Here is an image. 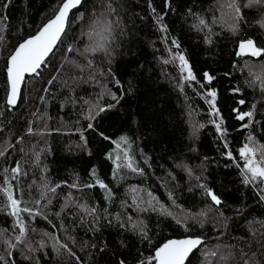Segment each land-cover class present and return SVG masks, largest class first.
Segmentation results:
<instances>
[{"label":"snow or ice","instance_id":"snow-or-ice-1","mask_svg":"<svg viewBox=\"0 0 264 264\" xmlns=\"http://www.w3.org/2000/svg\"><path fill=\"white\" fill-rule=\"evenodd\" d=\"M12 2L0 3V59L5 74L4 100L0 103V133L5 135L0 138V157L8 165L0 169V214L4 216V226L0 227V264H96V255L109 250L107 241L102 246L93 242L96 234L105 230L117 233L112 248L117 259L112 264H264V143L257 139L254 119L259 108L264 107V0H214L207 9L193 4L183 12L188 33L195 34V43L202 44L209 54L227 33L238 38L235 56L247 57L242 65L234 61L232 70L224 72L226 77L235 72L244 76L242 82L230 89L233 96L247 89H259L261 97L251 105L245 98L236 99L237 107L230 108L235 120L243 122L240 128L247 131L244 143L237 149L238 157L233 154L226 120L217 106L218 91L210 87L217 77L210 71H194L181 38L173 35L165 22L169 13L179 12V6L173 7L176 0H162L164 10L159 12L154 0H146V14L129 11L136 7L133 0H54L47 18L34 33L29 25V34L23 36L21 24L15 37L10 35L8 16ZM253 11L257 19L249 23ZM149 19L160 34L166 54V58L161 56L157 60L162 68H175L177 75L171 79L185 95L191 142L188 152H198L195 144L206 127L197 119L199 107L187 96L186 89L191 87L194 97L207 104V123L214 128L217 151L229 162L225 167L237 170L239 184L246 190L238 203H229L209 182L207 156L197 165L189 160L198 156L173 158V167L164 175L155 176L136 160L129 136L112 139L100 127L103 115L135 94L134 81L125 82L113 66L126 42ZM57 57L56 74L42 85L43 94L38 90L39 104L21 116L20 102L32 98L35 84L45 79L43 69L51 68ZM25 89L29 91L27 97ZM55 103L60 111L70 106L76 120L68 122L61 116L59 126L52 129L49 107ZM21 119L25 125L17 128L15 121ZM81 121L86 127L81 126ZM72 127L79 133L80 148L88 144V130L115 145L106 154L112 164L110 180L106 182L96 167L90 170L86 182H81L78 174L71 183L49 177L43 163L51 153L48 137L53 131L59 133ZM261 134L264 135V125ZM149 160L145 157L144 162L151 169ZM177 169L188 177L186 192L193 200L199 197L200 206L186 207L180 202L184 192L178 191L182 186L175 182L183 177ZM29 174L33 179L25 188L21 180ZM64 188L68 189L66 193ZM160 189L162 194H158ZM248 193L252 204L247 202ZM253 208L259 209V213L252 214ZM164 222L174 231H182L178 236L156 241ZM41 223L44 227H37ZM89 234L90 238L85 239ZM129 235L138 245H146V250L137 247L133 256L125 239ZM121 249L128 250V256Z\"/></svg>","mask_w":264,"mask_h":264},{"label":"trees","instance_id":"trees-1","mask_svg":"<svg viewBox=\"0 0 264 264\" xmlns=\"http://www.w3.org/2000/svg\"><path fill=\"white\" fill-rule=\"evenodd\" d=\"M4 0H0L3 3ZM54 3V0H13L12 6L8 11V16L11 20L12 37L21 24H23V36L29 34V25L31 31L34 33L40 22L47 18L49 8ZM214 3V0H176L173 7L179 6L178 13H169L166 18V23L170 25L173 35L181 38L182 46L188 50V55L191 63L194 65V71L202 74L203 71H210V73L217 77L210 87L218 91V104L222 115L226 120V127L230 133L228 139L231 142L234 156L238 157L237 149L244 143V137L247 131L240 128L243 122L235 120V113L230 112V108L237 107L234 100L245 98L249 105L253 102H259L261 97L259 89L253 91L247 89L243 94H236L233 96L230 89L242 82L244 76L239 72L233 73L232 76H224V72L231 71V65L234 61H239L242 65L247 57H236L235 48L238 44V38L232 37L225 33L224 38L214 44L210 50L211 54L205 50V47L195 43L197 37L195 34H189L187 26L183 21V12L188 6L195 5L196 8L201 6L207 9ZM134 8L129 11L147 13L146 0H133ZM154 4L159 11H163L162 0H154ZM257 19V14L253 11L249 14V23ZM139 24V22H137ZM245 31H249L245 29ZM137 35H134L125 44V50L121 55L117 56V63L113 66L115 71L123 77L127 82L132 79L136 85L135 94L127 97L122 101L116 109L102 116L100 119V127L110 135L112 139H117L121 135L129 136L133 141V154L141 167L145 168L149 174L155 173V176L164 175L165 171L173 167V158H187L198 156L197 159H190L189 163L197 165L200 159L204 156L209 158L207 162L208 171L206 175L209 176V182L214 186L217 192H222L228 199L229 203L236 201L237 203L244 199L245 189L239 184L237 177V170L234 167H225L229 163L225 158L221 157L217 151L216 137L214 136V128L207 123L209 115L207 113V104L200 98L194 97L191 87L186 89L188 97H192V102L200 109V115L197 117L200 122L206 124L205 129L201 130L200 138L196 141L195 146L198 148L197 153L188 152L191 146L189 141L190 129L186 123V102L185 95L181 94L175 86V81L171 77L177 75L175 68L172 65L162 68L157 57L164 56V44L159 40V33L151 26L149 19L143 26L136 29ZM244 32L241 33L243 35ZM11 43H16L15 38ZM155 49L159 51H154ZM256 58H253L255 60ZM59 64V57L52 61L51 68L43 69L45 79L38 81L35 88L31 92V99H25L20 102L21 116L26 115V111L31 109L34 105L39 104L36 96L42 93V85H46L47 79L51 75L56 74V68ZM141 65L143 67H141ZM4 62L0 59V103L4 100V79L3 71ZM67 71V69H65ZM170 74V75H169ZM31 87V86H30ZM59 85H56L58 88ZM56 88L52 91L55 92ZM25 97L29 95L28 89L24 91ZM62 98V97H61ZM242 110H248L245 106H239ZM72 109L69 106L66 110L60 111L59 104L55 103L49 107V114L53 117L49 124L52 129L59 126V118L62 116L65 121L73 122L76 116L72 115ZM255 134L260 143H264V135L261 134V126L264 125V107L259 108L257 115L254 117ZM25 125L23 119L15 121L17 128H22ZM81 126L86 127V123L81 121ZM239 129V131H235ZM5 135L0 133V138ZM88 139L86 148H80L77 145L82 142L79 139V133L75 128L65 129L62 132L53 131L48 137V143L51 147V153L47 155L43 163L48 167L49 177L56 181H68L69 183L78 174L81 182L88 180V173L93 167H96L98 174L106 180H110L112 164L106 159V154L111 152L115 145L111 141H103L91 130L85 132ZM89 152L91 155H89ZM143 152V155L141 154ZM15 155V154H14ZM145 157H149V163L152 168L149 169L145 164ZM16 159H20L18 155ZM11 162V161H10ZM13 163L14 166V162ZM8 166L3 157H0V169ZM163 166V167H161ZM180 177L175 183L181 184V189L184 195L180 202L186 207L200 206L199 197L193 200L186 192L188 177L185 173L176 170ZM39 177V171L36 172V178ZM33 179L32 174L24 177L21 180L22 185H27ZM138 182V181H132ZM149 183H153L149 180ZM68 191L63 189V193ZM118 191H122L119 189ZM75 195H79L73 190ZM62 193V194H63ZM163 189H160L158 194H162ZM35 194V193H34ZM249 204H252L251 193H248ZM59 205H56L58 210ZM116 209L113 208V211ZM259 209L253 208L252 214L259 213ZM155 217H153V225H155ZM4 226V216L0 214V227ZM43 228L44 224L37 225ZM174 227V226H173ZM182 230L174 231L173 228L168 227V222H164L160 226L159 236H156V241L162 242L163 237L178 236ZM196 231V229H193ZM210 231V229H207ZM155 233V228H154ZM83 236V233H81ZM91 234L85 239L90 238ZM117 239L116 231H102L97 233L94 243L102 246L105 241L108 242L109 250L107 253L96 255V264H112L117 257L114 255L112 248ZM130 243V251L134 256L137 247H143L146 250V245L141 246L129 235L126 236ZM125 256H128V250L121 249ZM86 256V254H84Z\"/></svg>","mask_w":264,"mask_h":264}]
</instances>
